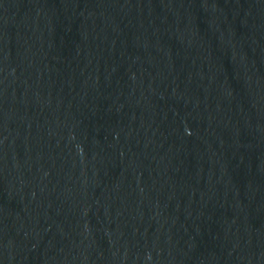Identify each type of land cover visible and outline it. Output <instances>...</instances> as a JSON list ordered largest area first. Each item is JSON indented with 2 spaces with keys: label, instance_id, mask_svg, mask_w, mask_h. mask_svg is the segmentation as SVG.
I'll list each match as a JSON object with an SVG mask.
<instances>
[{
  "label": "water",
  "instance_id": "95a60500",
  "mask_svg": "<svg viewBox=\"0 0 264 264\" xmlns=\"http://www.w3.org/2000/svg\"><path fill=\"white\" fill-rule=\"evenodd\" d=\"M0 264H264V0H0Z\"/></svg>",
  "mask_w": 264,
  "mask_h": 264
}]
</instances>
